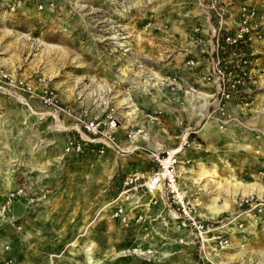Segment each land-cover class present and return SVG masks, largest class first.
I'll return each mask as SVG.
<instances>
[{"label": "rangeland", "instance_id": "374dc122", "mask_svg": "<svg viewBox=\"0 0 264 264\" xmlns=\"http://www.w3.org/2000/svg\"><path fill=\"white\" fill-rule=\"evenodd\" d=\"M221 2L224 17L231 6L236 13L253 6L264 32V0ZM208 5L0 0V67L32 90L26 103L0 94V264H264V230L255 231L242 215L231 239L236 244L206 260L162 232L154 245L142 239L164 226L159 219L122 224L98 213L102 190L122 173L146 170L145 149L155 145L182 146L189 156L178 180L196 211H233L248 193L264 198V35L250 42L259 78L245 99L209 105L197 116L184 110L192 107L196 86L180 83V68L193 45L208 44L215 26ZM45 88L63 110L57 119L36 115L53 112L40 100ZM109 110L118 122L113 143L100 154L62 153L68 137H83L89 116L104 118ZM140 134L145 139L133 143ZM160 242L169 255L157 261L144 255L151 248L155 258ZM136 246L140 255L132 253Z\"/></svg>", "mask_w": 264, "mask_h": 264}, {"label": "built area", "instance_id": "2783aa9c", "mask_svg": "<svg viewBox=\"0 0 264 264\" xmlns=\"http://www.w3.org/2000/svg\"><path fill=\"white\" fill-rule=\"evenodd\" d=\"M201 1L203 0H199ZM204 1L213 12L215 26L211 31L208 49L202 52L201 62L205 71L199 74V80L212 85L210 99L205 107L210 105L220 108L227 102L245 99L257 87L259 75L253 54L248 48L252 39H261L264 35L263 30L258 27L263 15L253 6L241 5L237 10L235 28L232 31L223 30L225 6L221 0ZM221 30L223 33H220ZM228 48L233 51L234 57L224 58L223 53ZM198 65L200 63L194 58L185 61V67L189 70ZM172 85L176 88L178 85L173 78ZM189 90L194 91L192 87ZM31 93L28 83L0 67V94L7 98L15 96L20 103H26L25 96H30ZM40 100L43 104L53 106V112H38V118L50 115L57 119V114L63 110L54 105L51 90L43 89ZM117 125L113 110H109L104 118L89 116L82 123L83 137H68L63 144L62 153L73 156L85 149L96 154L102 153L106 146L113 143ZM130 137L127 135L126 139ZM181 147L163 148L155 145L145 149L148 168L144 171L122 173L116 180H111L109 189L102 190V203L98 213H105L122 224H127L131 218L135 223L143 221L144 218L159 219L165 222L164 227H170L178 233L175 243L191 244L200 257L209 260L216 252L231 246L233 233L239 232L235 228L239 215H242L240 219L250 220L254 226L260 225L264 228V198L251 193L244 194L234 201L233 211L221 212L213 219L199 215L195 205L178 187V166L189 162ZM134 149L137 146L130 147L131 151ZM151 208H156L154 214H151ZM237 226L240 228L241 224ZM135 248L138 250V246L132 248V253L138 254ZM153 252V249L148 248L144 255L157 261L158 259L150 256ZM6 262L9 263V259Z\"/></svg>", "mask_w": 264, "mask_h": 264}, {"label": "crops", "instance_id": "0c3cea01", "mask_svg": "<svg viewBox=\"0 0 264 264\" xmlns=\"http://www.w3.org/2000/svg\"><path fill=\"white\" fill-rule=\"evenodd\" d=\"M236 9H235V6H231V10L226 14V16L224 17V20H223V23H222V28H223V30H228V31H232L234 28H235V26H236V19H237V17H236ZM212 35V33H210L209 34V40H207V46H201L200 44H195V45H193L192 46V48L189 50L190 51V54L188 55V57H190V58H196V59H198L197 61L200 63V65L202 64V52L208 47V45H209V42H210V40H211V36ZM249 47H251V49H252V51L250 50V48H248V51L250 52V53H252V54H254L255 52H257V49H255V45L253 44V45H250ZM233 53V51L230 49V48H228L227 50H226V52H224L223 53V56H224V58H230V57H234V55L232 54ZM200 65H198L196 68H194V69H192V70H189V69H187L186 67H185V62L182 64V66H181V68H180V70H182V71H180L181 72V74H180V76H179V81H180V83L181 84H185V85H189V84H193V85H195L196 86V92H195V94L194 95H196V97H194L195 98V100L193 101V104H192V107L189 105L188 106V104L187 103H185V104H187L186 105V108H184V110L186 111V114L188 115V116H197V115H201L203 112H204V110H205V105L207 104V102H208V100L210 99V93H211V91H212V85H211V83H204V82H201L200 80H198V76H199V74L200 73H203L204 71H205V68H204V66H203V64L200 66ZM144 87H146V89H147V86H144ZM143 88V87H142ZM148 88H149V86H148ZM145 89V90H146ZM187 95L188 94H184V96L182 97L185 101H190L189 99V96H188V98L189 99H187ZM174 98H178V95L177 96H173ZM179 99V98H178ZM227 103H230V102H227ZM152 106L154 107H158V104H156V103H153L152 104ZM168 109H170V107L168 108ZM139 137H141V138H143V139H145V137L142 135V134H140V135H138V136H135L134 137V139H133V143H136V141H137V139L139 138ZM165 148H168V147H170L169 145H165L164 146ZM183 155H186L185 153H183ZM187 156V155H186ZM188 158H189V156H187ZM148 166H149V163H148V165H147V168H148ZM181 165H179L178 166V178H179V175H180V171H181ZM119 176V175H118ZM117 176V177H118ZM117 177L116 178H114L113 180H116L117 179ZM177 181H178V187L181 189V190H183L182 189V187L180 186V184H179V180L177 179ZM251 190H255V188H251L250 190H249V188H247L246 189V192L245 193H248V192H251ZM103 197V196H102ZM101 197V198H102ZM232 203V202H231ZM231 206V205H230ZM212 208H215V209H217V210H219L220 211V213L221 212H224V211H222L220 208H218V207H210V208H208V209H205V210H199V211H197V213L199 214V215H201V216H203V217H205V218H208V219H213V218H210V217H208L206 214L212 209ZM152 213L151 214H154L155 212H156V208H151V210H150ZM107 217H106V216ZM146 215H148V214H146ZM105 216V217H104ZM218 216V215H217ZM217 216H215L214 218H216ZM102 217H104L105 219H112L110 216H108L107 214H103L102 215ZM101 218V217H100ZM114 220H116V219H114ZM157 220V219H156ZM156 220H149L148 218H144V220L143 221H140V222H138V223H135L133 220H132V218H131V220L128 222L129 224H143V223H151V222H154V221H156ZM117 221V220H116ZM158 222H160V221H158ZM157 224H159V223H157ZM162 225L164 224L165 225V223H163V221H162V223H161ZM158 226V225H157ZM251 226H254V225H251ZM157 228V227H156ZM160 228V230L159 231H155V229H153V230H150V231H148V235H144L143 236V238L142 239H146V238H150V245H154V243L155 242H158V241H161V239H163L162 237H159V239H156L157 237L155 236V235H157L159 232L161 233H163L162 235H165V236H172L173 238H174V243H175V237H177L178 236V233L176 232V231H174L172 228H170V227H164V226H158V229ZM264 230V228L262 227V226H260V225H255L254 226V230L255 231H259V230ZM151 237H150V236ZM231 239H232V237H231ZM141 240V239H140ZM232 242V241H231ZM165 243H163V242H160V244H159V247L161 248L160 249V251L157 253V255H155V258L156 259H162V258H164V257H166L167 255H169L170 253L168 252V250L169 249H167V247L166 248H163V246L162 245H164ZM177 244V243H176ZM234 244H236V243H233L232 242V244H231V246L230 247H232ZM178 246H181V247H188L189 249H190V251L194 248L191 244H184V245H180V244H177ZM143 248H145L144 246H143Z\"/></svg>", "mask_w": 264, "mask_h": 264}, {"label": "bare ground", "instance_id": "6f19581e", "mask_svg": "<svg viewBox=\"0 0 264 264\" xmlns=\"http://www.w3.org/2000/svg\"><path fill=\"white\" fill-rule=\"evenodd\" d=\"M134 137H135V135H133L132 137H131V141H133V139H134ZM220 214V211L219 210H217V209H215V208H212L206 215L208 216V217H210V218H214L215 216H217V215H219ZM136 251V250H135ZM137 252H138V250H137ZM147 252V251H146ZM142 253V252H141ZM144 254V253H143ZM152 255V254H151ZM211 259V258H210Z\"/></svg>", "mask_w": 264, "mask_h": 264}, {"label": "trees", "instance_id": "16d2710c", "mask_svg": "<svg viewBox=\"0 0 264 264\" xmlns=\"http://www.w3.org/2000/svg\"><path fill=\"white\" fill-rule=\"evenodd\" d=\"M220 33H223L222 30L220 31Z\"/></svg>", "mask_w": 264, "mask_h": 264}]
</instances>
